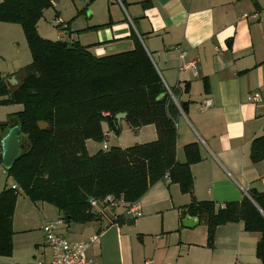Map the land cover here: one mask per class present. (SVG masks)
<instances>
[{
	"label": "crops",
	"instance_id": "obj_1",
	"mask_svg": "<svg viewBox=\"0 0 264 264\" xmlns=\"http://www.w3.org/2000/svg\"><path fill=\"white\" fill-rule=\"evenodd\" d=\"M124 1L74 0L75 8L63 20L67 41L102 56L131 50L133 35L140 40L165 86L176 89L178 100L186 106L176 122V158L185 162V145L196 144L200 159L190 165L196 201L222 205L240 201L250 189L264 191V158L253 161L250 156L252 141L264 135V0ZM27 60L16 58L14 68L1 66L0 73L10 85ZM194 61L196 72L188 66ZM255 93L259 100H249ZM207 97L212 105L201 110ZM20 109L15 105L7 115ZM120 125L121 133L114 134L115 146L126 148L157 138L154 124L135 131L124 119ZM129 130L134 132L132 142L124 144L122 134ZM112 135L109 132L107 139ZM1 139L0 192L7 184ZM191 200L178 184L164 178L137 201L138 218L123 215L122 208L105 209L98 220L82 224V229L72 222L60 232L68 239L78 233L81 238L76 240L97 234L99 241L91 244L87 255L98 264H264L256 256L260 234L246 231L242 221L219 225L213 246H207L206 225L195 215L180 217L181 207ZM17 205L18 197L13 251L11 256H0V264L48 262L45 223L36 236L42 247L35 242L32 252L17 254L22 243L15 242V235L30 229L15 230Z\"/></svg>",
	"mask_w": 264,
	"mask_h": 264
},
{
	"label": "trees",
	"instance_id": "obj_2",
	"mask_svg": "<svg viewBox=\"0 0 264 264\" xmlns=\"http://www.w3.org/2000/svg\"><path fill=\"white\" fill-rule=\"evenodd\" d=\"M52 6V0H0V21L21 26L32 56L14 84L0 73V105L21 106L0 122V137L13 117L27 138L21 137L20 154L5 168L12 182L0 192V256L13 251V214L21 191L33 202L56 207L65 223H87L100 217L90 198L122 195L137 202L168 178L192 196L180 217L195 215L206 225L207 246H213L219 225L242 221L246 231L260 234L256 256L264 263V191L250 189L240 201L222 205L194 199L190 165L200 159L196 144L185 145V162L176 158V122L186 106L176 89L170 88L177 103L170 96L140 40L133 35L131 50L97 56L78 42L44 38L37 25ZM119 113H126L134 131L154 124L157 138L89 154L88 139L104 142L109 132L121 133ZM39 121L48 126L40 128ZM250 156L264 158V135L252 141Z\"/></svg>",
	"mask_w": 264,
	"mask_h": 264
},
{
	"label": "rangeland",
	"instance_id": "obj_3",
	"mask_svg": "<svg viewBox=\"0 0 264 264\" xmlns=\"http://www.w3.org/2000/svg\"><path fill=\"white\" fill-rule=\"evenodd\" d=\"M74 8H75L74 0H56L55 6L46 9L43 13L42 18L38 22L37 26H39L38 30L40 31V33L43 34L44 36H47L46 38L48 39L51 40L58 39L56 20L62 19L66 21L67 20L66 16H68V14H70ZM64 25L66 26L67 24L64 22ZM5 26L9 27L10 29L2 28ZM18 49L20 50V53L18 52ZM16 58H20L22 60L28 59L27 61H24L22 66L27 65V63L29 64L32 60V56L24 32L19 24L0 21V70H2V67L14 68V60ZM13 106L15 105L13 104L0 105V121L4 122L8 119L9 115H7V113L13 110ZM12 121H15V118L12 117L10 119L9 124ZM7 127L5 128V131L7 130ZM133 136H134V132L132 130L125 132L124 134H122V142L124 144H129V142H132L131 140ZM21 137L23 141H26L27 139L26 135L22 134ZM114 139H115L114 134L109 139H107L106 144L108 145L109 148H111V146H115L113 145L115 144ZM88 140H89L88 148L87 146L86 148L89 154L92 155L96 153L97 150L104 149L103 141H94L90 139ZM6 178L7 181H5V183L12 182V180L7 177V174H6ZM59 217H62V215L59 213L56 207L46 202H41V201L33 202L21 191V193L18 196V205L14 215V220H15L14 228L16 231L24 230L25 228H30V229L25 232H19L15 235V242L22 243L20 244L21 245L20 247L17 245V254L23 256L27 253V250H30V252H32L33 244L35 242H40L39 244L42 247L43 245L42 241H36L38 239V238L36 239V236H38L39 233L38 231L40 229V226L46 222L53 221ZM82 224L84 223H79V225L76 224L77 225L76 227L82 229L84 227V225ZM64 229L65 226L61 227L60 231ZM76 234H72L73 236H69V239L76 240L75 238H81L79 234L78 235ZM45 244L47 245V242ZM37 254H40V252L37 251ZM46 255H48L47 249H46Z\"/></svg>",
	"mask_w": 264,
	"mask_h": 264
},
{
	"label": "built area",
	"instance_id": "obj_4",
	"mask_svg": "<svg viewBox=\"0 0 264 264\" xmlns=\"http://www.w3.org/2000/svg\"><path fill=\"white\" fill-rule=\"evenodd\" d=\"M254 17L257 14L253 15ZM246 17V15H243ZM57 27V36L59 40H66V26L62 19L56 20ZM191 68L196 72L197 65L196 62L190 63ZM186 67V66H185ZM170 96L176 101L170 88L166 86ZM259 94L255 93L248 97L249 100L257 101L259 100ZM212 105V99L207 97L200 105L201 110H206ZM107 144L104 141L103 148H106ZM12 187L15 188L16 185L12 184ZM89 205L91 210L96 214H101L105 209H118L122 208L124 210L123 215H128L132 219H136L141 216V209L137 202L128 203L124 200V197L120 195L115 197L113 195H106L102 199L90 198ZM65 225V220L62 217H59L53 221L46 222L43 226V232L45 235V240L47 246L50 250V260L48 262L38 261L36 264H98L93 259L88 257L87 251L91 244L99 241L97 234L90 236L86 240H69L61 232L60 228ZM234 264H241L238 261Z\"/></svg>",
	"mask_w": 264,
	"mask_h": 264
},
{
	"label": "water",
	"instance_id": "obj_5",
	"mask_svg": "<svg viewBox=\"0 0 264 264\" xmlns=\"http://www.w3.org/2000/svg\"><path fill=\"white\" fill-rule=\"evenodd\" d=\"M126 113H119L116 115L118 122L125 119ZM40 128H46L48 124L44 121H39ZM2 149V164L5 168H9L14 159L20 154L22 150L21 144V130L18 122L16 124H9L1 139Z\"/></svg>",
	"mask_w": 264,
	"mask_h": 264
}]
</instances>
